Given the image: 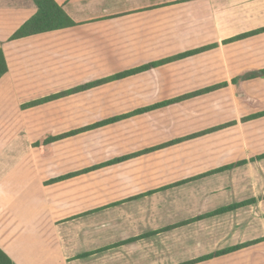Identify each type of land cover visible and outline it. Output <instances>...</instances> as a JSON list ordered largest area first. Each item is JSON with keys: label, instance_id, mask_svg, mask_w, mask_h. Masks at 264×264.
Instances as JSON below:
<instances>
[{"label": "crops", "instance_id": "0c3cea01", "mask_svg": "<svg viewBox=\"0 0 264 264\" xmlns=\"http://www.w3.org/2000/svg\"><path fill=\"white\" fill-rule=\"evenodd\" d=\"M54 1L72 20L73 27L10 41V37L21 25L35 15L36 7L31 0H0V50L3 51L8 66V73L0 79V157H5L13 163L12 167L1 170L4 177L0 178V249L14 264H126L119 261L107 262L104 257L115 249L131 250L140 241L159 235L166 227L176 226L228 205L256 199V203L252 205L178 226L172 231L219 217L237 216L242 213L248 216L251 208L264 201L261 199L264 193L259 197L255 194L243 197L240 196L243 194H233V190H240L239 187L244 184L239 183V180L235 181V176L249 170L250 166L260 165L264 159L130 200L132 197L240 160L249 161L250 158L264 153V149L260 152L255 150L260 148L256 146L259 142L256 138L264 139V130L257 137L249 132L250 127L253 128L254 125L260 123L264 125V117L243 122L242 119L250 115H242L241 110H235L245 100L242 93L244 83L264 80V78L243 80L248 71L264 69V65L256 68L244 66L250 61V42L256 39L257 54L259 59L264 61V33L227 42L238 35L264 28V0ZM211 45L216 46L194 56L160 65L120 81L109 82L86 92L127 80L142 79L144 83L131 85L129 88L131 92L151 96L152 101H147L146 105L129 107L133 110L119 114L125 115L159 102L217 87L214 91L45 146L35 147V143L42 135L40 130L37 132L33 127L56 124V119L42 118L39 112L43 106L26 108V104L129 69ZM222 53L226 54V57L222 58ZM240 62L242 64L234 65ZM217 78L222 80L216 81ZM233 79H237L236 84L232 83ZM55 102L58 101L51 100L47 105L51 106ZM222 109L227 112L220 115L217 111ZM229 109L232 111L228 114ZM166 111L174 113V123L178 127L181 125L179 129L182 133L178 134L176 139L232 122L234 125L118 165L50 183L52 179L58 177L56 164L58 153L55 148L59 142L96 130L115 128L121 122L134 118L152 116L156 113L165 115ZM32 114L38 116H31ZM119 115L104 117L93 123L80 122L78 125L81 127L62 131L60 134ZM47 134L59 135L54 132ZM176 139H168L147 148ZM180 148H184V151L189 150L186 158H179L185 164L187 160L189 163L184 164L182 175L176 182L153 188L147 187V183H137L133 175L130 177V185L123 189V192L128 191L125 195L122 197L119 195L109 201H106L105 196L101 197V188L105 186V181L101 179V171L120 170L121 166L140 157L173 152ZM136 152L118 154L99 164ZM136 171L134 170L133 174H136ZM68 172L76 171L70 170L64 174L67 175ZM218 177L227 178L225 190H222L225 186L222 185L215 189L216 192L210 193L212 189L200 186L201 180ZM123 183L122 178L112 182L115 190ZM164 191H178L181 199L177 200V205L193 207L191 210L188 209L190 215L186 216L185 211L182 215L175 214L171 219L172 224L160 230L149 229L140 234L117 231L113 228L116 227V221L105 223L104 217L107 215L104 209H117L125 202H127L125 206H133L138 203L137 201L143 202L150 196ZM149 216L144 215V221ZM132 217L134 216H127L126 220H131ZM113 229L114 236H119L120 239L106 243V235H111L110 231ZM151 232L158 233L121 244L125 240ZM259 239L263 241L197 264L264 263V237ZM249 241L236 242L231 246ZM117 243L119 246L115 247ZM218 250L199 251L196 255L174 264H182ZM101 257L104 262H101Z\"/></svg>", "mask_w": 264, "mask_h": 264}, {"label": "rangeland", "instance_id": "374dc122", "mask_svg": "<svg viewBox=\"0 0 264 264\" xmlns=\"http://www.w3.org/2000/svg\"><path fill=\"white\" fill-rule=\"evenodd\" d=\"M249 48L251 51L250 61L246 64L243 63L244 66L249 68L263 66L264 61H261L257 54V39L250 42ZM221 57H226V54L222 53ZM240 64L242 63H234L235 66ZM217 80H222V78H217ZM140 83L142 84L144 81L142 79L127 80L103 86L80 95L73 94L53 100L58 102L53 103L51 106L47 105L50 101L44 102L41 104L43 107L39 112L40 116L42 118H55L56 124L33 127L37 132L40 130L42 135L41 139L35 143V147L45 146L43 145V139L49 136L47 134L49 132L60 134L62 131L81 127L78 125L80 122L93 123L104 117L132 111L135 105H146L147 101H152L151 96L131 92L129 88L131 85ZM242 93L245 100L235 110H241L242 115H251L264 110V80L244 83ZM234 96L236 97L235 94ZM129 107L132 108L129 109ZM231 111L229 109L228 114ZM217 112L222 115L227 111L222 109ZM31 116L37 117L38 114H32ZM174 117V113L167 111L165 115L156 113L152 116L123 121L121 124L116 125L115 128H108L102 131L96 130L59 142L55 148L58 153L56 161L58 177L66 175L64 173L70 170L77 172L87 167L90 168L118 154L136 152L147 148L149 145L163 143L168 141V139H176L177 135L182 133V130L179 129L181 125L178 127L174 123ZM262 130H264V125L260 123V125H254L253 128L250 127L249 132L257 137ZM256 140L257 142L259 141L256 146L260 148H255V150L260 152L264 149V147L262 148L264 141L261 143L264 139L260 137L256 138ZM253 147L252 145L251 148ZM188 153L189 150L184 151V148H180L173 152L156 153L140 157L136 161L121 166V169L117 168L120 170L107 169L101 171V179L105 181V186L101 188V197L105 196L106 201H109L119 197V195L121 197L125 195L128 191L123 192V189L130 185V177L133 175H135L137 183H147V187L153 188L176 182L182 175L183 167L189 163L187 160L185 164L179 158H186ZM12 164L9 159L0 157V178L4 177L1 172L2 168L12 167ZM134 170H137L136 174H133ZM117 178L123 179L124 183L117 187L121 190H115L112 184ZM236 180L244 184L239 187L241 188L240 190H233V194H243L240 195L242 197L251 194H255L257 197L262 195L264 193V161L260 165L255 164V166H250L249 170L240 172L235 176ZM227 181L226 177L204 179L201 180L200 186L206 187L208 190L212 189L210 193H214L216 192L215 189L222 185L225 186L220 189L225 190ZM121 191L122 194H120ZM178 199H181L178 191H164L150 196L143 202H140L141 200L137 201L138 203L133 206H125L124 204L127 203L125 202L117 209L106 208L104 209L107 215V217H104L105 223L109 224L116 221V227L113 228L122 233L135 232L134 234H140L149 229L159 228L160 230L162 227L173 223L171 219L175 214L182 215L183 211H185L186 216L190 215L188 209L190 208L191 210L193 207L188 205L178 206ZM261 202V204L249 210L248 216L242 213L237 216L219 217L198 222L185 228L160 232L159 235L153 238L140 241L131 250L115 249L107 253L104 260L107 262L119 261L126 264H174L196 255L199 251L218 250L231 246L236 242L262 238L264 237V201ZM144 215H150L146 221H144ZM127 216L134 217L131 220H126ZM110 234L106 235V243L120 239L119 236H114L115 229L111 230ZM116 246H119L118 243ZM102 257L101 262H104ZM259 264L264 263L261 262Z\"/></svg>", "mask_w": 264, "mask_h": 264}, {"label": "trees", "instance_id": "16d2710c", "mask_svg": "<svg viewBox=\"0 0 264 264\" xmlns=\"http://www.w3.org/2000/svg\"><path fill=\"white\" fill-rule=\"evenodd\" d=\"M31 1L33 2V4L36 7L35 15L32 16L29 20H27L26 22H24L21 25V27L10 37V39H9L10 41L17 40V39H22V38H26V37H30V36H35V35L43 34V33H47V32L63 30V29L71 28V27L74 26V23L67 16V14L63 10V8L61 6H59L54 0H31ZM261 33H264V28L257 29V30H254V31H250L248 33H244V34L238 35V36H236L234 38H231L227 42L243 40V39H246V38H250V37L256 36V35L261 34ZM215 46L216 45H211V46L202 47V48H199V49L187 51V52L178 54L176 56H173V57H170V58H167V59H164V60L148 63V64H145V65L133 68V69H129V70L117 73L115 75L109 76L107 78H104V79H101V80H97V81H94V82H91V83L83 84V85L77 86L75 88H72L70 90H67L65 92L49 96V97H46L44 99H40L38 101H34V102H31V103H28V104L25 105V107L26 108L34 107V106L41 105V104H43L44 102H47V101L56 100V99H59V98L65 97V96L86 92V91H88V90H90V89H92L94 87H97V86H100V85H103V84H106V83H109V82H113V81H120V80H123L125 78L130 77V76H134V75L149 71V70L154 69V68H156V67H158L160 65L167 64V63L174 62V61H179V60L194 56L196 54H199V53H202V52H204L206 50L214 48ZM7 73H8V66H7L6 58H5V55H4L3 51L0 50V79L2 77H4ZM256 78H264V69L251 70V71H248L245 76H243V80H251V79H256ZM232 83L236 84L237 83V79H233ZM223 86H226V84H223ZM216 88L217 87L206 88V89H203V90L191 93V94H186V95H183V96L171 99V100L159 102V103H156V104L151 105V106H147V107L142 108V109H137V110H135V111H133V112H131L129 114L113 116V117H110L108 119L100 120V121H98V122H96V123H94L92 125L85 126L83 128L70 131L68 133L59 134V135H56V136H48V137H45L43 139V145H48V144L63 140V139L68 138V137H73V136H76V135L84 133V132H88V131L95 130V129H98V128H101V127H104V126L112 125V124H114L116 122H119V121H121L123 119H127V118L135 116V115H142V114H146V113H149L151 111H154V110H158V109L166 108V107H169V106H172V105H176V104H179L181 101H184V100H187V99H190V98H194V97H198V96H201L203 94L210 93V92L214 91V89H216ZM261 117H264V111H261L259 113H255V114H252V115H250V116H248L246 118H243L242 121L245 122V121L255 120V119H258V118H261ZM231 125H234V123L232 122V123H229V124L224 125V126L214 127V128L205 130L203 132L195 133V134L189 135V136L181 138V139H176V140L161 144V145L156 146V147L147 148V149H144L142 151H139V152H136V153H132V154H129V155L116 157V158H114L112 160H109V161H107L105 163H102V164H99V165H94V166H92L90 168H86V169H84L82 171L69 173L67 175L54 178V179H52L50 181V183H57V182H60V181H63V180H67V179L73 178V177L81 175V174H86V173H89L91 171H95V170H98V169H101V168H104V167L118 165V164L126 162V161H128L130 159L137 158V157H139L141 155L149 154V153H152L154 151H157V150H160V149H164V148H167V147L172 146V145L179 144V143H181L183 141H187V140H190V139L198 138V137H201L203 135H206V134H209V133H213V132H215L217 130H220L222 128H225V127L231 126ZM263 159H264V153L260 154L258 156L250 158L249 161L240 160V161H237V162H235L233 164H229V165H225V166L216 168L214 170H211L209 172L203 173V174L198 175L196 177L176 182V183H174V184H172L170 186L163 187V188L155 190V191H149L146 194H141V195H138L136 197H132V198H130V200H135V199H138L140 197H143V196H146V195H150V194H153V193L161 191V190H165L166 188L180 186V185H183V184H185L187 182H190V181H193V180H198L200 178L208 177L210 175L222 173V172H225V171H228V170L240 167V166H244L248 162H256V161L263 160ZM261 199H264V196H262ZM254 203H256V199H250V200H247V201H244V202H241V203L228 205V206L219 208V209H217L215 211H212L210 213H207V214H204V215H200V216H198V217H196L194 219H191L189 221L182 222V223H180V224H178L176 226L166 227V228L162 229L161 232L169 231V230H172V229H174V228H176L178 226L187 225V224H189L191 222H196V221L204 220L206 218H210V217L226 214V213L232 212L234 210H237L239 208H243V207L252 205ZM157 233L158 232H151V233L144 234V235H142L140 237L130 238L128 240H125V241L121 242V244H128V243L134 242V241H136V240H138L140 238H146V237L155 235ZM262 241H263V239H256V240H252V241L245 242V243H242V244H238V245H235V246H231V247H227V248H224V249H220V250L215 251L213 253L204 255L202 257H198L197 259H194V260H191V261H187V262H184L182 264H197V263L208 261V260H211V259H214V258L222 257V256H225V255L234 253L236 251H239V250H241L243 248H247V247L256 245V244H258V243H260ZM0 264H14L12 262V260L1 249H0Z\"/></svg>", "mask_w": 264, "mask_h": 264}]
</instances>
